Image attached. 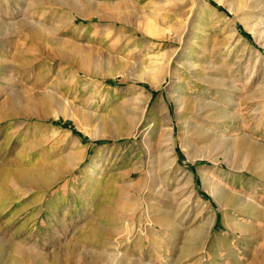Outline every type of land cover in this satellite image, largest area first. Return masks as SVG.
<instances>
[{
  "label": "rangeland",
  "instance_id": "1",
  "mask_svg": "<svg viewBox=\"0 0 264 264\" xmlns=\"http://www.w3.org/2000/svg\"><path fill=\"white\" fill-rule=\"evenodd\" d=\"M90 1L82 18L68 0H0V34L19 33L8 50L0 38V264L24 251L23 264H264V156L252 169L236 151L244 138L264 149V46L218 0ZM125 1L128 21L112 18ZM23 23L72 45L27 40ZM233 26L243 43L231 45ZM186 47L202 77L225 81L204 99L231 115L201 139L185 133L173 88ZM71 151L82 160L68 171ZM212 190L243 201L222 208Z\"/></svg>",
  "mask_w": 264,
  "mask_h": 264
},
{
  "label": "bare ground",
  "instance_id": "2",
  "mask_svg": "<svg viewBox=\"0 0 264 264\" xmlns=\"http://www.w3.org/2000/svg\"><path fill=\"white\" fill-rule=\"evenodd\" d=\"M39 1H42V0H37V2H39ZM44 1L53 3L54 1H57V0H44ZM218 2L224 4L225 7L227 8V10L229 11V13L233 14L235 16V19H237L238 22L243 23V25L254 35V37H255V39L259 45L264 46V0H218ZM65 4L67 6H69V8L74 12V14L76 16H79L82 18H87L93 11L98 10L97 5L99 6V4L96 5V4L92 3V1H90V0H68V2ZM129 5H131V4L128 1H125L124 3H122L121 8H123V9H121V8L116 9L115 8L116 9L115 12L110 13L111 17L119 19V20H127L128 21L129 15L127 14V12L125 10L126 9L129 10ZM114 7H116V6H114ZM130 8H132V5ZM96 13H98V12H96ZM143 18L145 21L151 20V18L147 19V18H145V16ZM143 18H141V20ZM20 28H23L25 30V32H26L25 38L27 40H32L33 42H36V43H37V41L40 43V41H42V40H48L49 42H51L52 44H54L56 46H66L65 47L66 49L67 48L69 49V47L72 45L71 43L65 42L60 37H57L58 36L57 34L56 35H55V33L53 34V32H52L53 29L48 30V29L42 28L41 26H38L37 24L33 25L31 23H27V24L23 23V24H21ZM3 31H4V29H3ZM56 31H54V32H56ZM6 32L7 31H5V34L1 33L0 38L4 39L5 35L8 36V34H9L8 38H12L13 36H17V37L19 36L18 31L13 30L10 33H6ZM231 32H232L231 45L234 42L238 43V44L243 43L241 41L242 36L240 34H238V32L234 28V26L231 29ZM1 43L3 44L2 47L4 48V50L9 49V47L4 45V44H6V39H4ZM231 45H229V46H231ZM244 46H245L244 50L250 51L252 49L245 42H244ZM65 48H64V51H65ZM187 49H188L187 47L185 49H183L181 54H179L177 60L176 61L174 60L175 61L173 63L174 69L172 70V73L174 76L173 77V88L177 90V97H175V100H177V103L179 105L180 117L184 118V119H182L181 123H182V126H183L185 133L192 134L193 136L201 139V138L206 137L208 134H210L209 133L210 131H208V129L210 130V128H211V127L209 128L210 124L214 123L213 120L218 119V120L228 121L229 119H231V117H230L231 115H228L225 112L223 113L222 112L223 110L220 111L219 106H218L219 104L217 102H215L214 100H208V99L205 100L204 99V97L207 96V94H209V89H211L213 87H225L226 86L225 81H223V80H210L208 78L202 77L200 75L201 72L199 73L198 71H196L199 69V68L197 69L198 65L196 64L197 65L196 66L192 62V60H191L192 58L190 59V57H189V52H188L189 50L187 51ZM230 52H232V50ZM70 53H72V52H70ZM79 55H81V54H79ZM202 66H204V65H202ZM199 67H201V65H199ZM182 72L188 73L190 80H191V83H193L192 87H190L189 84L186 85V83L183 82V79H182L183 77L181 78ZM148 81L151 84L153 89H157V85H156L157 83L153 84V83H151V81L149 79H148ZM198 82H201L204 84V88H202V90L197 89L198 87L196 86V84H198ZM189 91H193V93L189 94L188 93ZM223 99H225L224 96H223ZM65 103H66V101H65ZM66 104L68 106H71V105H69L68 102ZM162 107L165 108V106H162ZM208 110L213 112V113L210 114L208 112ZM166 131H167V133H166V136H165L166 138H165V142H164L165 146L161 150L162 160H161V158H160V160L162 161L163 166L169 165V166L173 167V168H171V171L167 172L168 174H166V175H169L170 173H172V172L176 173V171H177L176 153L174 150V138H175L174 135H175V133H174L173 122H172L170 117L168 118V121H167ZM209 136H211V135H209ZM92 137L97 138V137H101V135H98V134L93 135L92 134ZM220 140L221 139H219L218 137H215V139L213 141L214 146H221L222 143H224V142H221ZM231 147H232V145H231ZM231 147H229V148H231ZM236 151H237V154H244L245 153L251 157L252 169L257 167L256 165L259 161L258 159L261 156H264V149L262 147L256 145V143H254L252 141L246 140L245 138L241 140V143L236 148ZM229 153H230V151H229ZM81 160H80V162H81ZM225 160H226L227 164L230 166L232 159H230V157L227 156ZM93 161L91 162L89 168L87 169L88 172L92 168L97 169L96 168L97 166L93 163ZM80 162L79 163L77 162L75 152L71 151L69 153V159L64 164H65L67 170L69 171V169L73 170L74 168H76L80 164ZM183 172H185V170H183ZM183 172H181V173H183ZM28 175L26 174L25 176L28 177ZM184 175H181V176L183 177ZM32 177H34V176H32ZM185 177H186V175H185ZM29 178L23 179V177H20L18 182H20L22 185L20 183H18V184L21 185V187L23 186L25 188L26 187L28 188V186H32L33 184L36 185L35 179L29 180ZM41 178H43V177L41 176ZM43 181L45 182L44 179H43ZM211 194H212L214 200L222 208H224L225 206L234 207V206H237L241 201H243V199L238 198L236 196H233L231 194H224V192H222V190H212ZM240 199H241V201H240ZM227 216H228V214L226 213V217ZM21 254H22V252H21ZM28 255H30V254L27 253V251H24V254L21 255V257H19L18 260L12 259L11 261H8L9 262L8 264H23L24 256H28ZM114 256L116 257L117 255H114ZM113 257H112V259H113ZM261 260H263V259H261ZM261 260L259 262H261ZM97 263H100V262H97ZM122 263H123V261H122ZM255 264H259V263L256 262Z\"/></svg>",
  "mask_w": 264,
  "mask_h": 264
}]
</instances>
